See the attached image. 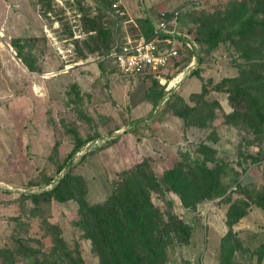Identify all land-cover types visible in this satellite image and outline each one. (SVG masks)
I'll use <instances>...</instances> for the list:
<instances>
[{
  "label": "rangeland",
  "instance_id": "374dc122",
  "mask_svg": "<svg viewBox=\"0 0 264 264\" xmlns=\"http://www.w3.org/2000/svg\"><path fill=\"white\" fill-rule=\"evenodd\" d=\"M256 8L239 0H0V264H105L96 229L115 224L117 188L139 166L160 184L149 199L161 224L173 223L165 264H264V9ZM174 11L201 37L202 52L154 115L164 97L158 80L98 59L106 46L140 37L145 18ZM208 27L221 36L206 40ZM189 61L179 49L160 75ZM225 79L258 99L255 121L242 120ZM197 166L213 170V181L181 199L164 175ZM64 174L61 191L72 196L60 201L49 190ZM232 209L243 216L230 226Z\"/></svg>",
  "mask_w": 264,
  "mask_h": 264
},
{
  "label": "trees",
  "instance_id": "16d2710c",
  "mask_svg": "<svg viewBox=\"0 0 264 264\" xmlns=\"http://www.w3.org/2000/svg\"><path fill=\"white\" fill-rule=\"evenodd\" d=\"M245 2L255 3L257 12V9L259 8L264 9V0H248ZM171 13L173 12L159 15L157 18L151 20H153L154 23L160 22L167 18ZM178 22L180 29L187 32L190 36L191 42L196 46L200 59L202 52L201 37H194L193 32L185 29L181 23L179 11ZM143 26V33H141L140 36H143L145 39H150L153 35V29L148 18L143 20ZM211 29V27H208L206 31L207 34L205 33L206 40L208 41L211 37L214 38L215 36H221V30H215V34L213 35ZM243 30L239 28L236 33L242 35ZM104 45L107 44L104 43ZM110 49V45L106 46L101 55L107 54ZM186 52L189 55V60H191L192 53L188 50ZM24 61L29 67L31 66V63L28 62V60L24 59ZM106 63L110 64V62ZM112 67L114 68V66ZM177 73L178 72H175L170 78ZM222 83L229 89L230 96L233 97L232 101H234L236 107L240 106L241 111H243L242 115L236 111L237 115H240L242 120L255 121L254 116H256L260 110L257 109V104L255 102L258 99L255 100L254 98H251L248 92H243L240 85L234 84L236 83V80L234 79H225ZM71 88L73 89L75 96L79 97L76 84H73ZM161 89L164 91L162 86ZM258 117L263 119L262 115H258ZM259 129L261 128L259 127ZM80 145L81 144H77L73 152L79 148ZM205 152L211 153V150L206 149ZM199 169L200 168L197 166V168H192L188 170L187 173H184L183 170L174 168L165 173L164 181L173 192L179 194L181 199H184L183 193L188 191L190 187L192 189L197 183L206 184L209 181L210 183L213 181V170L203 167L199 172ZM141 170L142 167L139 166L137 169L139 176L130 178L127 177L128 175L125 176L121 182V186H118L119 188H117L114 199L116 206L122 208V213L116 216L120 219L117 218V220L114 221L115 224L109 222L108 224L103 225L102 228L96 229L94 237L95 239L97 237L98 242H100L102 246L105 264H165L167 262V238L173 229V223L169 222L167 224H161L159 214L151 205L149 199V191H159L160 184L153 179H146ZM66 175L67 174H64L63 177L58 180L57 184L49 190V193L55 194L60 201L67 200L69 196H72V194L69 193V190H65L63 193L61 191ZM242 216L243 213L237 214V212H234V209H232L228 213L229 225L231 226L237 222ZM223 247H225L224 249L227 258H229L231 255L230 247ZM260 249V255L258 256L259 261L264 257V246Z\"/></svg>",
  "mask_w": 264,
  "mask_h": 264
},
{
  "label": "built area",
  "instance_id": "2783aa9c",
  "mask_svg": "<svg viewBox=\"0 0 264 264\" xmlns=\"http://www.w3.org/2000/svg\"><path fill=\"white\" fill-rule=\"evenodd\" d=\"M140 1L142 2V0ZM148 20L153 29L150 39L140 36L133 43H128L127 46L125 44L112 47L107 54L98 59V62H110L118 72L125 76L148 75L156 78L164 88L162 101L164 103L168 96L181 85L182 80L195 71L199 55L190 36L180 29L178 11L157 23H154L150 18ZM179 49L192 53L189 64L170 79L162 77L160 73L173 59H176ZM57 182L56 180L53 183L57 184Z\"/></svg>",
  "mask_w": 264,
  "mask_h": 264
},
{
  "label": "crops",
  "instance_id": "0c3cea01",
  "mask_svg": "<svg viewBox=\"0 0 264 264\" xmlns=\"http://www.w3.org/2000/svg\"><path fill=\"white\" fill-rule=\"evenodd\" d=\"M199 60L200 59H198V62H199ZM162 101H163V99H162ZM165 103V102H164ZM164 103H162V102H160L159 104V106L158 107H156L154 110H153V114L155 115L156 113H157V110L159 109V111H161V107L160 106H162V104H164ZM120 132H123V130H120Z\"/></svg>",
  "mask_w": 264,
  "mask_h": 264
},
{
  "label": "water",
  "instance_id": "95a60500",
  "mask_svg": "<svg viewBox=\"0 0 264 264\" xmlns=\"http://www.w3.org/2000/svg\"><path fill=\"white\" fill-rule=\"evenodd\" d=\"M40 90V88H38ZM41 91V90H40Z\"/></svg>",
  "mask_w": 264,
  "mask_h": 264
}]
</instances>
